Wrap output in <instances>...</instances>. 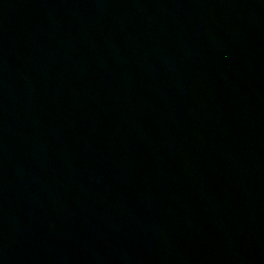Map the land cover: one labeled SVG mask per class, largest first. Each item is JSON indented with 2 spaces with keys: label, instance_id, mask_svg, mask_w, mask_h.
Instances as JSON below:
<instances>
[{
  "label": "water",
  "instance_id": "95a60500",
  "mask_svg": "<svg viewBox=\"0 0 264 264\" xmlns=\"http://www.w3.org/2000/svg\"><path fill=\"white\" fill-rule=\"evenodd\" d=\"M0 264H264V0H0Z\"/></svg>",
  "mask_w": 264,
  "mask_h": 264
}]
</instances>
